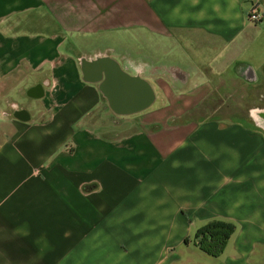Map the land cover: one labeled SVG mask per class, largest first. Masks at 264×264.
<instances>
[{
	"label": "crops",
	"instance_id": "1",
	"mask_svg": "<svg viewBox=\"0 0 264 264\" xmlns=\"http://www.w3.org/2000/svg\"><path fill=\"white\" fill-rule=\"evenodd\" d=\"M140 43L179 73L121 117L79 58ZM245 52L264 0H0V264H264V131L209 114ZM215 220L221 257L185 244Z\"/></svg>",
	"mask_w": 264,
	"mask_h": 264
},
{
	"label": "water",
	"instance_id": "2",
	"mask_svg": "<svg viewBox=\"0 0 264 264\" xmlns=\"http://www.w3.org/2000/svg\"><path fill=\"white\" fill-rule=\"evenodd\" d=\"M84 74V80L99 84L104 99L110 109L118 116L126 117L142 113L152 107L157 100L156 92L147 77L152 76L149 71L156 70L155 75H165L173 78L177 65H167L166 62L157 63L145 52L132 53L127 48L110 47L94 59L79 58ZM90 70L96 71V78L91 79ZM238 72L240 77L249 83L258 82V75L253 66L246 71ZM94 74V75H95ZM182 76V74L180 75ZM184 76V74H183ZM191 75L186 79L181 77L182 83L189 82ZM249 119L255 126L264 131V107H253L248 110Z\"/></svg>",
	"mask_w": 264,
	"mask_h": 264
},
{
	"label": "rangeland",
	"instance_id": "3",
	"mask_svg": "<svg viewBox=\"0 0 264 264\" xmlns=\"http://www.w3.org/2000/svg\"><path fill=\"white\" fill-rule=\"evenodd\" d=\"M131 49L135 51L143 50L146 52V48L143 43L134 45ZM230 51L231 50H229L227 54ZM252 54H250V52L244 53L243 59H240V61L245 60L243 62H248L249 64L245 63V65L241 66V69L243 70L242 72H244L250 66H253L259 78L258 82L249 83L245 80V78H241L239 73L233 70V68L235 69L237 66V63H235L231 71H229V73L226 75L228 78L227 85L221 90L223 93L227 92L228 95L220 96L218 98L216 97V102L218 103L217 105H221V107H217L214 112H210V115L217 116V119L223 118L236 122L240 118H249V109L257 106L264 107V101L261 102L257 99V93L264 95V63L261 61L263 58L261 56H251ZM158 106L159 104L157 102L152 108L156 109ZM124 121L126 123L129 122V120Z\"/></svg>",
	"mask_w": 264,
	"mask_h": 264
},
{
	"label": "trees",
	"instance_id": "4",
	"mask_svg": "<svg viewBox=\"0 0 264 264\" xmlns=\"http://www.w3.org/2000/svg\"><path fill=\"white\" fill-rule=\"evenodd\" d=\"M244 64L239 63V70ZM237 226L224 221H211L197 230L193 238H187L185 244L193 243L200 251L214 258L221 257L235 234Z\"/></svg>",
	"mask_w": 264,
	"mask_h": 264
},
{
	"label": "built area",
	"instance_id": "5",
	"mask_svg": "<svg viewBox=\"0 0 264 264\" xmlns=\"http://www.w3.org/2000/svg\"><path fill=\"white\" fill-rule=\"evenodd\" d=\"M261 18H262V17H261L258 13H256V12H254V13L250 16L251 21L254 22V23L260 21Z\"/></svg>",
	"mask_w": 264,
	"mask_h": 264
},
{
	"label": "flooded vegetation",
	"instance_id": "6",
	"mask_svg": "<svg viewBox=\"0 0 264 264\" xmlns=\"http://www.w3.org/2000/svg\"><path fill=\"white\" fill-rule=\"evenodd\" d=\"M245 71H246V70H245ZM257 99H258L259 101L263 102V101H264V95H263V94H259V93H257Z\"/></svg>",
	"mask_w": 264,
	"mask_h": 264
}]
</instances>
